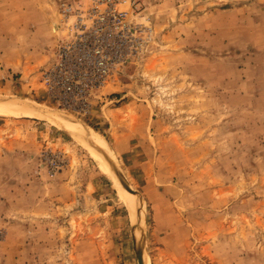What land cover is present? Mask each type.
Listing matches in <instances>:
<instances>
[{"label": "rangeland", "instance_id": "rangeland-1", "mask_svg": "<svg viewBox=\"0 0 264 264\" xmlns=\"http://www.w3.org/2000/svg\"><path fill=\"white\" fill-rule=\"evenodd\" d=\"M61 3L0 0V101L89 127L135 194L51 122L0 116V264H139V247L143 264H264V0H142L137 55L88 117L39 82Z\"/></svg>", "mask_w": 264, "mask_h": 264}, {"label": "built area", "instance_id": "built-area-1", "mask_svg": "<svg viewBox=\"0 0 264 264\" xmlns=\"http://www.w3.org/2000/svg\"><path fill=\"white\" fill-rule=\"evenodd\" d=\"M142 0H62L52 60L39 71L44 96L56 109L88 117L92 102L140 47Z\"/></svg>", "mask_w": 264, "mask_h": 264}, {"label": "bare ground", "instance_id": "bare-ground-1", "mask_svg": "<svg viewBox=\"0 0 264 264\" xmlns=\"http://www.w3.org/2000/svg\"><path fill=\"white\" fill-rule=\"evenodd\" d=\"M0 116H34L43 118L51 122L53 125L64 130L65 132L73 136L75 139H77L80 143L85 145L90 150L92 156L98 162L100 169H102L104 173L110 177L113 184L121 192L124 189L127 191V184L125 183V181H123L122 179H116L115 175H113L111 169L108 166L107 160H105L99 153L106 149L102 138L89 127L83 125L81 122L75 121L69 116L64 115L63 113H57L53 110L47 109L46 107L39 106L26 101H20V103L18 101L15 103L0 101ZM119 182L124 189H121ZM126 201L129 211H131V216L132 218H134L133 220L135 221V210H137L140 205L138 206V202L135 197H128Z\"/></svg>", "mask_w": 264, "mask_h": 264}, {"label": "water", "instance_id": "water-1", "mask_svg": "<svg viewBox=\"0 0 264 264\" xmlns=\"http://www.w3.org/2000/svg\"><path fill=\"white\" fill-rule=\"evenodd\" d=\"M111 162H112V164H113L114 167H115V171L120 173L121 171L117 168V164H116V162L113 161V160H111ZM122 175H123V174H122ZM123 177H124V176H123ZM127 192L130 193V194H135V192L131 190V188L129 187L128 184H127ZM137 259H138V263H139V264H143V261H142L143 259H142V256H141V249H140V247H139L138 252H137Z\"/></svg>", "mask_w": 264, "mask_h": 264}]
</instances>
